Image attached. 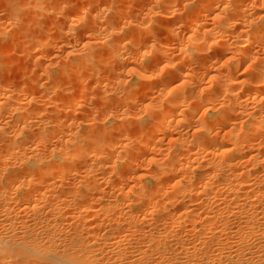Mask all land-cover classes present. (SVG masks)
Wrapping results in <instances>:
<instances>
[{
    "label": "bare ground",
    "instance_id": "1",
    "mask_svg": "<svg viewBox=\"0 0 264 264\" xmlns=\"http://www.w3.org/2000/svg\"><path fill=\"white\" fill-rule=\"evenodd\" d=\"M42 1L45 2V0ZM105 1V3L104 1L102 3L100 0L101 3L97 1L96 4H93L90 1L92 3L89 4L90 6L84 3L85 6L87 5L86 7H82L83 4H81L82 6H79V8L81 7L80 9L78 8L79 10L76 8L78 10L76 13H73L74 11L72 9L74 6H72L73 8H71V10L73 12L71 11L70 13H73L74 15L72 16V14H70L72 16H70V19L68 17L69 15H66L67 18L63 17L65 16L64 13H66V10H64L66 7L63 8V3H58V1L56 6L61 4V7L59 6L58 10H56V8H54L55 6H53V8L51 7L52 10L55 9L56 11L50 9L52 13L51 11H49L50 13H47L48 16L49 14H52L51 18L54 19L52 23H50L48 18L47 21L50 23V26L48 25L49 28L46 27L47 30L43 28L45 29V35L43 34L44 37L42 36L41 43H38V41L31 39L30 37L31 40H25L28 44L24 45L22 50L24 53L27 52L25 53L27 55L31 52H37V50L41 53L48 51L49 48H51V39L56 33H54V29L56 30V28L59 27L58 25H61L59 23L60 21L63 24L68 23L66 26L69 25L70 21H75L79 29H81L80 27L85 29L83 26H91L89 29H92L93 36H91L94 37V43H84L83 45L89 46L87 49L86 47H83V50H81L78 45L75 49L71 48V51H68V54L70 53L72 55L73 53L75 57L72 56L74 59L72 60L73 63H69L71 64V67L69 65L67 66H69V69L73 72L75 71L74 73L78 71L80 74V76H78L81 79H79L80 81L78 84H80V82L85 83L87 80L93 79L92 77L96 76L94 72H96L97 68H100L99 66L103 67L102 64H109L106 65L107 67L104 65L107 70L110 64V68L115 64V67L111 68L113 71H106L108 73L106 75L113 74L108 76L111 79H108L106 75L104 79L100 78V76H96V78L98 77L96 81L101 84L99 86L97 84V89H101V97L102 100L105 101L103 103H115V107L117 108L112 107L113 113L110 112L114 115V119L118 117L119 122L116 121V123H113L112 125L108 123L110 126H104L105 128L103 127L104 129L99 130V133L95 131L97 134L96 136H93L91 131H93L92 129L94 127L98 130L99 124L96 125L95 122H93L94 120L92 121L91 106L90 113L86 112L87 116L88 114L91 116L89 117L90 119L87 117L89 119V122L87 123L88 127L85 125L87 127L86 129L89 130L87 131L89 132L88 135H86L87 132H84L85 134H83L78 126L80 124L73 121L74 118L73 120L71 119L72 121L68 120V118L66 119V111L67 117L71 116V114H78L77 109L79 108V105H81L83 98H77L79 92H76L77 90L75 88L77 87H75V90H73L78 96L72 97V99L74 97L77 98L76 100L74 99V101L71 100L73 104H70L71 101L68 105L58 103L59 99L57 98L60 97H56L54 93H56L57 90L59 95L61 93L59 88L55 85L60 84L58 86L61 87V82L65 84V82L62 81L65 79H62V77L71 72L68 70L69 72L65 73L66 70L63 67V69H60L62 65L58 67L63 73L62 77L57 69V75L56 73H53L56 77L59 75V80L55 77L58 81H60V78L62 79L59 83L56 81L57 84H52L53 81L55 82V78L52 74L53 69L49 68V70L51 69L50 72H52H48V77L46 78L49 80L53 79V81L50 82L51 84L48 82L50 87L44 86V88L46 87V91H44L46 94V100H44L45 102L41 100V106L36 105L38 108L40 107L38 113L33 109L30 111V104L28 106L27 102H25L26 99H24V97H26V92L23 94V92L26 91L25 89H20L17 91L18 96H14L17 93L16 91H13L14 93L12 95V88L8 91L9 89H7V86L9 82H7V80H5V86L0 84V264H243L245 262H247L246 264H253L251 261L253 260L254 262V259H252L254 256L251 257L248 254V250L249 248H252L251 244H253V238H257L258 234H261L262 237V232L264 231V229L263 231L258 229L260 226L256 230V227L259 225L258 223L264 219V201L263 199H260L264 196V193L262 195L261 192L258 193L256 190L255 193H258L256 195L253 193V190L251 196L246 202L248 203L247 208H241L239 201L242 200L240 198L243 197L241 196L243 195L242 190H247V188H251L252 190L253 188H260L261 185H264V52L262 55L260 54V49H262L260 46L262 45V47H264V0H251V3L248 4L243 3L244 1L242 2V0H143L141 2L142 4L138 6L133 3L134 0L131 2L123 0V2H121L118 0L117 2L119 3H117V8L118 6L121 7L123 5L121 9H124L126 8L124 6H127L128 3H130L127 10H129V7L137 9H134L135 11L133 10V13L132 9H130L131 11L129 10L132 15H129L127 10L125 15L122 11L118 12L119 9L117 8L116 10H112L113 5L115 4L112 1L115 0ZM35 2L37 3V1H34V3ZM39 2L41 1L39 0ZM47 2L49 1L47 0ZM47 2H42V4H45L48 9L50 4L47 6ZM137 2L138 1H136V3ZM38 3L37 5L39 7L36 5L35 7L41 9L40 5L42 6V4L40 3L39 5ZM69 3L67 5H69ZM33 6L34 5H32V7ZM41 11L43 12V10ZM115 16H118L116 23L112 19ZM58 17H63L64 21H67V19L69 20L64 22L63 19H59ZM47 21L45 24H48ZM5 22H8V20H0V40L2 42L4 41V43L5 40L9 38L8 36L12 35V33H8L11 31H2L1 27L6 24ZM73 26L75 27V25H72V29L74 28ZM124 27H127L128 29ZM2 28L4 29V26ZM13 28H15V26ZM160 28H163L164 32L166 31L162 41H165L167 38L174 40L175 37L178 40V37H180L178 35L179 30L180 32L185 31L183 32L185 33L183 38L181 37L182 40L179 39L180 41L178 40V42H175L176 44L174 43L175 47L173 48L178 49V53L175 51L177 54H173L171 52L172 48L165 47V43L163 44V42H161L160 37L158 36ZM69 30H71V28H69ZM84 32L89 33V30H84ZM119 33H121V36H117ZM156 34L159 38L155 37ZM57 35H60V33H57ZM65 35L68 34L66 33ZM73 35L75 37L77 36L75 34ZM12 36L10 37L15 39ZM61 38H65V36ZM127 42L132 45V47H130L132 49H127ZM6 46L5 54L7 51H13L14 48L12 46L8 47V49L11 48L9 50H7ZM19 48L20 47H18V52L20 50ZM78 48L79 50H77ZM0 49L3 48L0 47ZM15 49L17 50V48ZM146 53H149L148 55L151 58L150 62L148 61L149 63L147 62L148 64L144 66L139 63L141 66L137 67L136 76L140 82L143 81L141 83H145V87H147L146 91H149V93L151 91L148 90L150 79L152 80L150 83L151 86H149L151 89L157 88V86L161 85L158 83L160 80L154 81L153 78H159L162 74L161 71H164V73L166 72L168 78L173 81L178 80L181 77L188 78L191 72H193L191 68L193 65H191L192 61L198 60L200 68H204V70L203 72L200 71L201 73L198 75H196L198 72L195 73V70V74H192L196 77H190L192 81L189 80L192 82L191 85L186 87L188 81H185L186 86H184L185 88L181 86L183 88L182 90L180 89L181 87L179 88V85L175 84V86L169 88V84L167 83L170 82V80L165 81L163 87L158 89V92L161 93V97L162 95L165 96L164 98L162 97L163 99H161L160 96L156 99V92L154 93L155 96H152L156 99L153 98L155 101L151 100L150 96H148L147 99H150L151 101H147V99H145L146 97H144L146 101L140 102L138 107L136 106L134 108L147 113V117H149V119L151 118V123L155 124H153V130H148L149 128H147V124H143L146 121L142 122L141 118L136 119V117L132 119L133 121L136 119L137 122L135 121V123L139 124L135 126L139 125L138 127H142L144 132L148 131L151 138H148V134L146 133H143L142 136L140 135L141 137L139 136L140 138L138 139H133V137L130 136L131 141L130 139L127 140L129 142L126 144V139L125 141L123 140V137H125L124 135L122 138L120 137V140H118L119 138L111 139V137H114V132H117L115 130H118L119 128V131L121 130L120 133L124 132L123 130L126 128V125L128 126L130 124L129 122L132 121V119L130 121L132 116L130 118H128V116L131 115L129 113L131 109H134L132 106L135 105L132 103L133 105L130 107L128 104L130 101L132 102L133 100H136V91L138 90L139 92V89L135 87V85L139 83V81L136 82L135 85L128 84L130 81H126L121 72H125V70L127 72H135L136 67L134 68L133 66H130V62H132V60H134V62H142L143 56ZM102 56H106V62L103 61ZM216 56H218V58ZM67 57L69 56L67 55L65 58L67 59ZM100 58L102 60L101 63H104H99ZM213 58H216L217 60L214 59V61L216 60L215 62L220 64L215 63L217 66H220L219 69L217 68V73L215 74L212 73L213 70L215 71L214 67H210L208 63L209 61L211 65L214 64L212 63ZM41 59L39 58V60ZM228 61L235 62L236 69L233 68L235 71H233L230 66H226V62ZM116 63L120 66L118 67ZM206 64L209 65L208 69ZM227 65L229 64L227 63ZM147 67L151 69L148 70L149 68ZM154 67L157 68L154 69ZM242 67L245 74L242 72L241 75L239 72H241ZM239 69L241 70L239 71ZM103 72L105 73V71ZM201 75L203 77L204 75H208L209 78L206 79L209 80L210 84L207 85V91L201 89L199 92H196L194 91V88H196L195 82L200 83V79H202ZM75 76H77V74H75ZM2 77H4V75ZM2 77L0 78L1 80ZM114 79L115 81L111 82ZM40 80L38 81L40 82ZM40 84H42V82ZM146 84H148V86H146ZM12 85H9V88L10 86L12 87ZM51 85H54L53 87H57L58 89L55 90ZM90 85L91 84H89V86ZM137 85L140 87L142 84H140V86L139 84ZM85 86V84L82 87L79 86V90L81 91L79 97L87 94L86 90L83 89ZM39 87L41 88V85ZM142 88L145 89L144 87ZM13 90L15 89L13 88ZM38 91H40V89ZM152 91L154 92L155 89ZM250 92L254 93L251 100L245 99ZM218 97H221L220 99H222V108L220 105L219 108H221V110L219 114L218 112L216 114L218 116L210 122L211 126H214L215 124L217 125V123L221 125L220 128L224 130L223 135H226L227 138V140H225L226 142L220 144L222 141L219 142L214 136L210 137L208 132L211 131L212 133L213 130H211V128L208 129L209 131L205 129L204 132H206L204 133V136H200L201 134L199 135L198 129L200 128L201 123L199 122V128L197 127L198 129H195L198 124L194 126V130L190 136L189 133L184 134L182 132V126L183 128H189L191 122L188 118L193 115L195 117V114L197 113L194 114L196 110H191V108L184 109L181 106L183 108L181 109L179 108L180 105L183 103L186 104L190 100H194L197 102L196 104L200 105V107L202 105L206 106L207 103L210 104L215 101H220ZM63 99H65L64 93ZM67 99L70 98L67 97ZM30 100L31 99H29V101ZM98 102L99 101L96 103ZM50 103L53 105L55 104L54 110L50 111L52 114L55 112L53 115L46 113L51 107ZM25 105L27 106L25 107ZM191 106L189 105V107ZM27 107L29 109H26ZM98 107H100V105ZM113 108L118 111L120 110L121 112L117 114L116 112L118 111ZM195 109H197V107H195ZM204 111L202 110V112ZM33 112L39 114V123L35 119V123L32 121L34 117ZM198 113H200V111H198ZM197 115L196 116L202 120L204 116L203 113ZM174 119L177 122H175V125H172ZM103 120L101 117L97 121L99 122ZM204 120L207 121L205 118ZM122 121H126V123H123ZM195 121L197 120L195 119ZM121 122L123 123L122 125ZM203 123L205 122L203 121ZM76 124L77 126L75 127ZM124 124H126L125 127L123 126ZM100 126L99 129L102 128ZM138 127L136 129H138ZM169 127H173V129H170L172 132L169 131L171 134H168V139L170 138V145L167 150L168 157L165 156L167 158L162 160V163L161 160L160 162L159 160L158 162L155 161L157 164L156 166L159 165V170L156 171L157 169H153L155 172H152L153 174L151 173L154 180L156 179L154 184H156V182L158 183L156 188H149L142 183L144 179L142 181L140 180L141 182H139V184L137 183L138 185H133L136 187L134 196L132 194L134 191L130 190V186L132 185L129 184L128 188H130H126L130 190L131 194L129 195H133L134 197L132 198V204L130 203L128 207L125 204H123L124 206L120 204V200L123 201L125 199L126 201V198L127 200L128 197L131 198L127 193L129 191L124 189V186H127V183L125 185L120 183L123 187L121 189L127 191V194L125 193L126 198L122 199V197H125L122 195L125 192L123 190H121L123 193H119L122 195L121 199L117 196L115 197L114 194H106L104 189V194L101 193V195L98 196L99 186L97 178L99 176L95 178L96 176L94 175V178L96 179H94V181L92 180L93 173H99L97 170H100V172H102V170L108 171L111 174L116 173L117 171L119 172L122 170L121 166L124 162H130V160L132 162L131 157H135V150L132 149H134L135 146L140 147L142 145H152L153 147L155 144L160 145L158 142L162 141V136L160 137L158 135L161 139L160 140L157 138V133L159 134V132L161 133L165 128ZM137 131L135 133H137ZM111 132H113V134L109 137ZM105 138H110V140ZM164 138L166 137H163V139ZM168 139L166 138V140ZM132 142L135 144H133V147L131 146ZM161 144L163 145L164 141L163 143L161 142ZM43 147L45 148L43 149ZM137 147H135V149ZM179 148L181 151L178 156L177 152L179 153ZM127 150L129 151L127 152ZM143 151L145 152L146 150L143 149ZM160 153H162V151ZM82 159L88 161L84 162ZM118 159L119 161L123 160V164L120 163V166H118ZM149 159L155 160L154 157H150ZM158 159L160 158L158 157ZM81 161L83 162L80 163ZM129 162L128 164L132 165ZM85 163H87V166L83 169L84 174L82 173V177L79 176L80 179L83 178V181H85L81 182L77 177L80 180V183L70 182V180L73 179L72 175L76 174L75 171L77 170V167L75 166L77 164L84 165ZM193 163H195L196 166L194 169H192L194 167L192 166ZM246 164H250V166L252 165V168H256L257 171H254L252 168L251 171L249 166V169H247ZM190 166H192V168H190ZM125 168L126 167L123 169L126 172H129L130 167L128 171ZM132 168L134 167L132 166L130 172L127 173V175L129 174L128 182L132 178L135 180L134 176L137 171H135L136 168L132 171ZM257 168H260L259 172H262L261 177H251L252 172L255 173V175L256 172L258 173ZM92 171L94 172L92 173ZM196 172H199L198 174L202 173V175L206 173L208 176L205 175V177H208V179L202 178V175L200 174L198 177L199 179L201 178V180H197V182L194 178ZM178 173L183 175L186 174L184 179H177ZM190 173L191 175H187ZM67 174L68 176H72V178L70 177L71 179H67ZM140 174L141 173H137V175H139L137 176L138 178H140ZM144 174L146 173H142V175ZM244 174H247L248 178L244 179V176H246ZM123 175L126 176V174ZM192 176H194V179H191ZM237 176H241L243 180L238 181L236 179ZM64 178H66V181H69V183L66 182V184H64ZM108 178H110L109 175ZM125 178L126 177H119L118 180L123 182L126 180ZM137 180L139 181V179ZM146 180L148 179L146 178ZM120 181H118V183ZM131 181L134 182L133 179ZM112 183L113 182L110 184ZM207 188L213 190V192L214 190L217 192L219 191V193L222 192L220 191L221 189H224L225 192L223 191L224 193L222 192V194H226V198L229 196H227L226 192L231 193L230 196L233 194L232 197L229 196L230 199L227 198V201H230L229 203L232 205L229 204L231 206L225 210V208L218 203H223L222 200L224 201L225 199H222L223 196L221 193L220 196L219 193L215 194L216 191L214 192V196L219 195L221 201H218L217 197L214 200L211 193H207L209 195L208 197L213 199L214 203H212L215 205L210 203L211 201L208 202L207 199L209 198L207 197V194H205L207 199H202L210 204L204 203V201L202 202L201 200L199 201L200 203L198 202L200 204L199 206L194 205L197 208L201 207V202L203 203L201 207L202 210L198 208L201 211H203L204 208V217H202L200 215L203 213L200 212V210H197L196 212L191 209L192 207L190 208L188 206L187 202H182L183 199L181 196H192V191L198 189L199 191H196V193L198 192L203 195L202 190H206ZM112 189H115V186ZM164 189L165 192H163ZM240 190L242 191L241 195H237ZM112 191L113 190L109 192ZM161 192L166 193L164 201H161L162 199L160 200L157 196L159 195L158 193ZM197 196L201 195L197 194ZM197 196L196 198L193 197L194 200L189 197L191 200L188 199V201L193 200V202H196ZM161 197H163V195ZM238 197L240 198L238 199ZM117 198L119 199V202L117 201ZM180 198L182 200H180ZM102 199L106 202H100ZM134 199L136 200L134 201ZM215 201H218L217 204ZM129 202L127 203L126 201V204H129ZM204 205H206V208ZM236 205L237 207L239 205L241 210L240 208H235ZM125 206L128 209H126L127 211L124 209ZM234 208L235 210L238 209L237 214H239V219L237 220L244 223L242 225L240 222L237 223V220L236 222L233 221L236 223V226L239 224L237 227L238 229L236 227H233V229L235 228L236 230L232 229L235 231L234 233L237 234L238 239H236V234L233 235L234 233H231L232 231L230 232L232 234L231 236H235L236 241H233V239L231 240L228 233V227H230L228 225L232 219L231 216L229 219L227 215L232 214ZM164 210L172 211H170V213L168 212L170 214L169 216H162V214L166 215L165 212H162ZM176 211H179V213L177 212V214ZM237 214L236 216L238 218ZM198 218L201 219L199 224L201 225L200 228H197L199 226L196 227V223L199 221ZM263 222H261V224H263ZM109 226H111V228H109ZM106 228H109L110 233L107 232L108 229L106 230ZM146 238L147 243L143 241ZM253 245L257 246V244ZM261 247L262 246L260 245V248ZM246 249L247 253L245 254L249 255L252 260L249 258L247 259L248 256H246V258L243 256L245 255L244 252ZM262 249L258 250L257 248V251H262ZM249 251L252 252V249ZM257 257H259V254ZM261 263L263 264V262ZM254 264L256 263L254 262Z\"/></svg>",
    "mask_w": 264,
    "mask_h": 264
},
{
    "label": "rangeland",
    "instance_id": "2",
    "mask_svg": "<svg viewBox=\"0 0 264 264\" xmlns=\"http://www.w3.org/2000/svg\"><path fill=\"white\" fill-rule=\"evenodd\" d=\"M34 1H37V3L39 2V0H0V20H8V22H5L6 24L5 25H3L4 26V29L1 27V29H2V31L3 30H5L6 32H8V31H11V32H8V33H12V35H9L8 33V37L10 38H6L7 40H5V43H4V41L2 42L1 40V42H0V47H2L3 49H0V72H2V69H3V72L5 73H0V78L4 75V77H2V80L0 79V84H2V85H4L5 84V80H7V82H9L8 83V88L7 89H9L8 91H10V89H11V93H12V95H13V91H16V93L17 94H15L14 96H18V92L17 91H19L20 89H25L26 91H22L23 92V94L25 93V96L27 97H24V99H26L25 100V102H27V104H28V106H29V104H30V106H31V109H30V111H32V109L33 110H35L36 111V113H38V109L40 108H38L36 105H40L41 106V103H42V101L43 102H45L44 100H46V94H45V92L44 91H46V87H50V82L51 81H53V79H48V78H46V77H48V72H50V70H49V68H52L53 69V72H52V74L54 73H56L57 71H59L58 73L60 74V76L62 77L63 76V73L61 72V70H59V66L60 65H62L61 67H60V69H65L66 71H65V73H68L69 71H71V72H69L67 75L65 74V76H67V77H65V76H63L62 77V79H65V80H62L61 78H60V81L62 80V81H64L65 82V84H63V82H61V87H59L58 85H60V84H57L56 83V81H58L59 80V78H58V76L56 77V75H57V73H56V75H54L53 74V76H54V78H55V82L53 81L52 82V84L53 83H55V84H57V85H55V86H57L58 88H59V91H60V95L58 94V88L56 87V88H54L52 85V87L55 89V90H57L56 91V93H54L55 95H56V97H60V98H57V99H59L58 100V103L59 104H65V105H68L69 104V102L71 101V100H73L74 101V99L76 100L77 98L79 99H81V98H83V99H85V100H83L82 99V103H81V105H79V108L77 109L78 111V114L76 113L75 115H72L71 114V116H69V117H67V111L65 112V115H66V119L68 118V120H70V121H72L73 120V118H74V122H78L77 124H80V125H78L79 127H80V129H81V131L83 132V134H85L87 131H89V130H87L86 128L88 127L87 126V123L89 122V117H91L90 116V114H88V116H87V113L86 112H88V113H90V109H91V107H92V113H91V115H92V121L93 122H95V124L97 125V124H99V126L100 127H102V128H100L99 129V126H98V130H97V128L96 127H94L92 130L93 131H91L92 132V134H93V136H96V132L95 131H97L98 133H99V130H101V129H104L105 127H108V126H110V125H112L113 123H116V121L117 122H119V120H118V117L117 118H115L114 119V115L112 114L113 113V111H112V107H114V108H117V107H115L116 105H115V103H113V102H106V103H103V102H105V101H103L102 100V95H101V89L99 90V89H97V84H98V86L99 85H101L100 83H98L97 81H96V79L100 76V78H102V79H104L106 76L108 77L109 75L111 76V75H113L112 73L111 74H109V75H106V74H108L107 72L108 71H110L111 70V68L112 67H115L114 65H113V63H112V67L110 68V66H111V64H110V66H108V70H107V66L106 65H109V64H106V63H104V62H106V56H102L103 57V61L104 62H102V63H104V64H102L101 63V58H100V62H99V60H98V62L99 63H101L102 64V66L103 67H101V66H99L100 68H97V70H96V72H94L95 74H96V76H98L97 78H96V76L95 77H92L93 79H89V80H87L85 83H81L80 82V84H78L79 83V81L81 80L80 78H79V76H80V74L78 73V71L76 72V73H74L71 69H69V66L71 65V64H69V63H73L72 62V60H74L73 59V57H75V55H73V53H72V55L69 53L68 54V51L70 52L71 50V48H73V49H75V48H77L78 46H79V48L81 49V50H83V47H86V49H87V47L89 46H86V45H83L84 43H94V37H92L93 35H92V29H89V28H91V26L89 27V25H87V27L86 26H83V27H85V29H83L82 27H80L81 29H79V27L77 26V24H76V22L74 21H70L69 22V25H67V26H69V27H67L66 26V24H68V23H62L59 19H63V21H64V18L63 17H65V18H67L66 17V15L69 17V19H70V14H72V16L74 15L73 13H76V12H78V10L81 8H79V6H82L81 4H83V6L82 7H86L87 5H89L91 2L93 3V4H96L97 3V1L98 2H100V0H94V1H92V0H48L49 2H47V0H45V2H47V6H48V4H50L49 6V8L47 9V7L45 6V4H42V2L43 3H45L44 1H42V0H40L41 2H39L38 4L40 5V3L42 4V6H43V8H42V6L40 5V7H41V9L39 8H36L35 7V5L36 6H38L37 5V3L35 2L34 3ZM53 1V2H52ZM59 1V2H58ZM63 1V2H62ZM66 1V2H65ZM67 1H68V3H69V5H67L68 3H67ZM78 1V2H77ZM85 1V2H84ZM91 1V2H90ZM102 1V3H103V1H104V3L106 2L105 0H101ZM118 0H115V1H112V2H114L113 4V8H112V10L114 9V10H116V8H117V3H119V2H117ZM121 2H123V1H126V2H131V1H133V0H130V1H128V0H120ZM136 1H138L137 3H136ZM143 0H134L133 1V3L134 4H136V6H138V5H140V4H142L141 2H142ZM146 1V0H145ZM244 1V2H243ZM251 0H242V2L243 3H251L250 2ZM63 3V8H65L64 10H66L65 12L66 13H64L65 14V16H63V17H61V18H59L58 20L60 21L59 23L61 24V25H58L59 27L58 28H56V30L54 29V36L56 37H54L53 36V38L51 39V42H50V47L51 48H49V50L48 51H46L45 53H41L39 50H37V52L35 51V52H31L32 53V55H31V53H28V55L27 54H25V53H27V52H25L24 53V51L22 50L23 48V46L24 45H26V44H28V42H26L25 40H29L30 39V37H31V39H34V40H36V41H38V43L40 42V41H42V38L44 37V35H45V29L47 30V28H49V26H50V23H52V21H53V19L51 18V16H52V14H49V16H48V14L47 13H50L49 11H51L52 10V8H53V6H55L54 8H56V10H58V8H59V6L61 5V4H59V6L57 5L56 6V3ZM87 2V3H86ZM125 2V3H126ZM57 3V4H58ZM74 3V4H73ZM87 4L86 6H85V4ZM91 3V4H92ZM101 3V2H100ZM124 3V4H125ZM30 4V5H29ZM66 4V5H65ZM78 4V5H77ZM80 4V5H79ZM130 3H128V5L126 6H124V7H126V8H124V9H121V7H123V5L120 7V6H118V8L117 9H119L118 10V12L119 11H122V12H124V15H125V12H126V10H127V7L128 6H130L129 5ZM32 5H34L33 7H32ZM119 5V4H118ZM72 6H74V8L72 7ZM90 6V5H89ZM39 7V6H38ZM52 7V8H51ZM61 7V6H60ZM92 7V6H91ZM45 8V9H44ZM70 8V9H69ZM71 8H73L72 10L74 11H72L71 10ZM78 10H77V9ZM51 9V10H50ZM129 10L130 9H132V13H133V10L135 9H133V8H131V7H129L128 8ZM40 10V11H39ZM41 10H43V12L41 11ZM48 12H47V11ZM53 10H55V9H53ZM52 10V11H53ZM55 10V11H56ZM124 10V11H123ZM129 10H127L128 12V14L129 15H132L131 13H130V11ZM135 10H137V9H135ZM134 10V11H135ZM39 11V12H38ZM46 11V12H45ZM52 11H51V13H52ZM73 12V13H70V12ZM38 12V13H37ZM115 12V11H114ZM127 15V14H126ZM71 16V17H72ZM20 17V18H19ZM36 17H39V18H36ZM45 17V18H44ZM118 16H115L114 18H112L113 20H114V22L116 23V19H118L117 18ZM3 18V19H2ZM48 18H49V22L47 21L48 20ZM16 19V20H15ZM36 19V20H35ZM37 19H38V23H37ZM52 19V20H51ZM69 19H67V21L69 20ZM11 22H10V21ZM41 22H40V21ZM72 20H74V19H72ZM13 21V22H12ZM14 21H15V23H14ZM17 21V22H16ZM45 21V22H44ZM46 21L48 22V24H45L46 23ZM67 21H64V22H67ZM118 21V20H117ZM10 25H9V24ZM39 23H40V25H39ZM58 23V24H59ZM71 23H73V24H71ZM12 24V25H11ZM15 24V25H14ZM16 24H18V25H16ZM38 24V25H37ZM43 24H45V25H43ZM63 24V25H62ZM71 24V25H70ZM36 25V26H35ZM49 25V26H48ZM72 25H75V27L72 29ZM9 26H12V27H9ZM15 26V28H13ZM21 26H22V29H21ZM30 26V27H29ZM6 27V28H5ZM10 29H9V28ZM26 27V28H25ZM47 27V28H46ZM17 28V29H16ZM43 28H45V29H43ZM69 28H71V30H69ZM77 28V29H76ZM86 28H88V29H86ZM124 28H126V29H128L127 27H124ZM124 28H123V31H124ZM7 29V30H6ZM9 29V30H8ZM25 29H26V31H25ZM29 29V30H28ZM125 29V30H126ZM19 30H20V32H19ZM21 30H22V32H21ZM67 30H68V32H67ZM76 30V31H75ZM84 30L86 31V30H89V33L87 34L86 32H84ZM17 31V32H16ZM25 31V32H24ZM70 31V32H69ZM74 31H75V33H74ZM81 31V32H80ZM91 31V32H90ZM16 32V33H15ZM38 32H41L42 33V35H41V33H38ZM83 32V33H82ZM126 32H127V30H126ZM166 32V31H165ZM165 32H164V30H163V28H160V31L157 33L158 34V36L160 37V40H161V42H163V44L165 45V47H167V48H172V50H171V52L174 54V53H178V49H176V48H173V47H175V42L177 41L178 42V40L179 39H181V37L183 38V35L185 34V33H183V32H185V31H183V32H180V30H179V32H178V35L180 36V37H178V40H177V38L175 37L174 38V40L173 39H165V37H164V39H165V41L163 40L162 41V39H163V36H165L164 34H165ZM23 33V34H22ZM33 33V34H32ZM57 33L59 34L60 33V35H57ZM65 33H67L68 35H63V34ZM77 33V34H76ZM20 34V35H19ZM34 34H38V35H34ZM44 34V35H43ZM73 34H75V35H77L76 37L73 35ZM83 34V35H82ZM157 34H156V38L158 37L157 36ZM19 35V36H18ZM24 35V36H23ZM31 35V36H30ZM62 35V36H61ZM82 35V36H81ZM92 35V36H91ZM10 36H12L13 38H15V39H12ZM17 36V37H16ZM20 36H21V38H20ZM29 38H28V37ZM38 36V37H37ZM43 36V37H42ZM58 36V37H57ZM65 36V38H61V37H64ZM72 36V37H71ZM78 36H79V39H78ZM84 36V37H83ZM88 36V37H87ZM117 36H121V33H119ZM67 37H69V38H67ZM86 37V38H85ZM158 37V38H159ZM38 38V39H37ZM74 39V40H71V39ZM83 38V39H82ZM16 39H18V40H16ZM30 39V40H31ZM55 39H56V41H55ZM63 39V40H62ZM69 39V40H68ZM87 39H88V41H87ZM93 39V40H92ZM15 40V41H14ZM54 40V41H53ZM67 40H68V43H67ZM79 40V41H78ZM81 40H82V42H81ZM92 40V41H91ZM182 40V39H181ZM10 41V42H9ZM53 41V42H52ZM63 41V42H62ZM72 41V42H71ZM73 41H75V42H73ZM84 41V42H83ZM87 41V42H86ZM180 41V40H179ZM7 42V43H6ZM14 42V43H13ZM17 43H19V44H17ZM41 43V42H40ZM58 43V44H57ZM78 43V44H77ZM175 43V44H174ZM5 44V45H4ZM7 44H9V45H7ZM54 44V45H53ZM62 44H65V45H62ZM7 45V46H6ZM15 45V46H14ZM67 45V46H66ZM69 45V46H68ZM75 45V46H74ZM78 45V46H77ZM173 45V46H172ZM264 45V44H263ZM4 46V47H3ZM5 46L7 47V50H9V49H11V48H9L8 49V47L9 46H12L13 48V51L12 50H10V51H12V52H8L7 51V53L5 54V51H6V49H5ZM57 48H56V47ZM73 46V47H72ZM81 46V47H80ZM90 46H92V45H90ZM170 46V47H169ZM18 47H20L19 49V52H18ZM129 47V48H128ZM130 47H132V45L129 43V42H127V49H132V48H130ZM253 47H254V44H253ZM15 48H17V50L15 49ZM68 48H69V50H68ZM79 48L77 49V50H79ZM260 48H262V49H260V54L262 55L263 54V52H264V47H262V45L260 46ZM38 49V48H37ZM15 50V51H14ZM23 52H22V51ZM64 51V52H62V51ZM67 50V51H66ZM174 50V51H173ZM21 51V52H20ZM38 51H39V53H38ZM176 51V52H175ZM48 52V53H47ZM65 52H67V53H65ZM8 53H9V55H8ZM19 53H20V56H19ZM23 53H24V55H23ZM42 55H41V54ZM176 53V54H177ZM39 54V55H38ZM43 54H44V57H43ZM62 54V55H61ZM149 53H146L144 56H143V60H142V62L143 63H145V64H143L142 62H134V60H132V62H130V66H133L134 68H135V72H127L126 70H125V72L127 73H125V72H121L124 76V78H125V80L126 81H130V82H128V84H136V82H138L139 81V83H137V84H139V86H140V84H142L141 86L142 87H144L145 89H143L141 86L140 87H138V85L136 84L135 85V87H137L138 89H139V92H138V90L136 91L137 92V97H136V100H133L132 102L130 101L129 102V106L131 107V105H135V106H132L133 108L134 107H138V104L140 103V102H144V101H146L145 99H147L148 98V96H150V99L151 100H154L155 98L154 97H152L153 95L155 96V92H156V99H158L159 98V96H160V98L161 99H163L165 96H163L162 95V97H161V93L160 92H158V89H160V88H162L163 87V84H164V82L165 81H167V80H170L169 78H168V76H167V74H166V72L164 73V71H161L162 72V74H161V76L158 78V77H153L154 78V81L155 80H157V81H163V82H158L159 84H161V85H159V86H157V88H150L149 86H151L150 85V83H151V79H150V82L148 83L149 84V86H148V84H146V86H148V90H151L150 91V93H149V91H146L147 90V87H145V83L143 84V83H141V82H143V81H141L140 82V80L139 79H137L138 77L136 76L137 74H136V71H137V67H140L141 65H146V64H148L149 62H150V57H149V55H148ZM2 55H4V56H2ZM37 55V56H36ZM68 55L69 57H67V59L65 58L66 56ZM104 55V54H103ZM106 55V54H105ZM25 56V57H24ZM47 56V57H46ZM57 56V57H56ZM64 56V57H63ZM73 56V57H72ZM35 57H37V58H35ZM217 58H218V56H216ZM35 58V59H34ZM39 58L41 59V58H43V59H41V60H39ZM52 58V59H51ZM56 58V59H55ZM50 59V60H49ZM66 59V60H65ZM69 59V60H68ZM214 59H216V58H213V62L212 63H214V64H210V62L208 61V63H209V65H210V67H214V69H215V71L213 70L212 71V73L213 74H215V73H217L216 71H217V68L219 69L220 68V64L218 63V62H215L214 61ZM35 60V61H34ZM52 60V61H51ZM54 60V61H53ZM57 60V61H56ZM71 60V61H70ZM223 60H224V58H223ZM34 61V62H33ZM149 61V62H148ZM35 62H38V63H35ZM44 62V63H43ZM51 62H54V63H51ZM58 64H57V63ZM65 62H67V63H65ZM148 62V63H147ZM220 62V61H219ZM35 63V64H34ZM61 63H63V64H66V65H63V64H61ZM132 63H134L135 64V66H134V64H132ZM139 63H141V65H139ZM198 63V60H195V61H192L191 62V68H192V71L193 72H191V74L188 76V78L187 77H181L180 79H178V80H173V81H171L170 80V82H168L167 84H169L168 85V87L170 88L171 86H175V85H179V88L182 86V87H184V86H186V87H188V86H190L191 85V83L192 82H190V81H192V79H190V77L191 78H194V77H196V76H194L193 74H195V73H197L196 75H198L199 73H201V72H203V70H204V68L203 69H201L200 68V66H199V63ZM215 63H217V64H219L218 66H217V64H215ZM227 63L229 64V65H227ZM2 64V65H1ZM47 64V65H46ZM57 64V65H56ZM117 65H118V63H116ZM52 65V66H51ZM67 65H69V66H67ZM100 65V64H99ZM106 67H105V66ZM137 65H139V66H137ZM198 65V66H197ZM207 65V69L209 68V65L208 64H206ZM66 66V67H65ZM120 65H118V67H119ZM160 66V65H159ZM159 66H157V67H159ZM226 66L228 67V66H230V68L233 70V68L234 69H236V66H235V62L234 61H228V62H226ZM235 66V67H234ZM63 67V68H62ZM71 67V66H70ZM157 67H154V69L155 68H157ZM212 67V68H213ZM103 68H106V69H103ZM147 68H149V67H147ZM147 68H143V69H147ZM197 68H199V69H197ZM241 68V67H240ZM6 69V70H5ZM49 71H48V70ZM56 69H57V71H56ZM102 69V70H101ZM142 69V70H143ZM151 68H149L148 70H150ZM44 70H45V73H44ZM69 70V71H68ZM99 70V71H98ZM195 70H196V72H195ZM241 69H239V71H240ZM103 71H105V73L103 72ZM107 71V72H106ZM111 71H113V70H111ZM201 71V72H200ZM233 71H235V70H233ZM238 71V72H239ZM33 72V73H32ZM34 72H35V74H34ZM50 72V73H51ZM160 72V73H161ZM195 72V73H194ZM242 72H243V74H245L244 73V71H243V67H242V70H241V72H239L241 75H242ZM120 73V74H121ZM133 73H135V74H133ZM164 73V74H163ZM193 73V74H192ZM3 74V75H2ZM7 74V75H6ZM10 74V75H9ZM34 74V75H33ZM75 74H77V76H75ZM2 75V76H1ZM15 75V76H14ZM21 75H22V77H21ZM79 75V76H78ZM106 75V76H105ZM163 75V76H162ZM192 75V76H191ZM9 76V77H8ZM26 76V77H25ZM31 77V79H30V77ZM36 76H37V78H36ZM102 76V77H101ZM166 76H167V78H166ZM202 76V75H201ZM23 78V79H21V78ZM29 77V78H28ZM34 77V78H33ZM39 77V78H38ZM45 77V78H44ZM65 77V78H64ZM78 77V78H77ZM205 77V78H204ZM204 77L202 76V79H200V83L198 82V83H196L195 82V84H196V86H195V84H194V86L196 87V88H194L195 90L194 91H196V92H199V90H201V89H204L205 91H207V85H209L210 83H209V80H207L206 78H209L208 77V75H204ZM28 78V79H27ZM37 80H36V79ZM44 78V79H43ZM110 77H108V79H109ZM127 78V79H126ZM161 78V79H160ZM164 80H163V79ZM4 79V80H3ZM41 79V80H40ZM46 79H48V80H46ZM69 79V80H68ZM80 79V80H79ZM95 79V80H94ZM111 79V78H110ZM112 79H113V77H112ZM207 81H206V80ZM13 80V81H12ZM19 80H21V81H19ZM24 80V81H23ZM31 80V81H30ZM38 80H40V82L38 81ZM78 80V81H77ZM135 80H137V81H135ZM190 80V81H189ZM25 82V83H23V82ZM33 81V82H32ZM35 81V82H34ZM46 81V82H45ZM60 81H58V83L60 82ZM71 81V82H70ZM96 81V82H95ZM115 81V79L114 80H112L111 82H114ZM145 81V80H144ZM178 81V82H177ZM184 81V82H183ZM188 83V84H186V82ZM15 82V83H14ZM17 82V83H16ZM37 82V83H36ZM42 82V84H40ZM50 84H49V83ZM72 82H74V83H72ZM88 82H89V84H91L90 86H89V84H88ZM146 82V81H145ZM175 82V83H174ZM47 83V84H46ZM70 83V84H69ZM178 83V84H177ZM206 83V84H205ZM7 84V83H6ZM13 84V85H12ZM44 84V85H43ZM49 84V85H48ZM71 84H73V85H71ZM76 84V85H75ZM77 84H78V86H77ZM83 84V85H82ZM84 84L86 85L85 87H86V89H85V87L83 88L84 90H86V93L87 94H84L83 96H81V97H79L80 96V90H79V86H84ZM172 84V85H171ZM175 84V85H174ZM186 84V85H185ZM9 85H12V87L10 86V88H9ZM41 85V88L39 87ZM5 86V85H4ZM36 86H38V87H36ZM44 86H46L45 88H44ZM73 88H72V87ZM88 86V87H87ZM96 86V87H95ZM24 87V88H23ZM75 87H77V88H75ZM91 87H92V89H91ZM180 88L181 90L183 89V88ZM13 88L15 89V90H13ZM65 88V89H64ZM77 90L76 92L79 94V96H78V94L74 91L75 89ZM101 88V87H100ZM136 88V89H137ZM142 88V89H141ZM185 88V87H184ZM6 89V90H7ZM40 89V91H38V90ZM61 89H62V91H61ZM74 89V90H73ZM81 89V88H80ZM90 89V90H89ZM153 89H155V91L153 92L152 90ZM157 89V90H156ZM92 90V91H91ZM99 90V91H98ZM141 90V91H140ZM43 91V92H42ZM74 91V92H73ZM89 91V92H88ZM98 93H97V92ZM72 92V93H71ZM91 92V93H90ZM144 92V93H143ZM147 94H146V93ZM157 92H158V94H157ZM20 93V92H19ZM63 93H64V98L65 99H63ZM70 93V94H69ZM74 93V94H73ZM45 94V95H44ZM67 94V95H66ZM70 96H69V95ZM147 95V96H145V95ZM160 94V95H159ZM57 95H59V96H57ZM72 95V96H71ZM86 95V96H85ZM139 95V96H138ZM142 95V96H141ZM245 95H247V94H245ZM250 95H251V97H250ZM254 95V93L253 92H250L248 95H247V98H245V96H244V98L245 99H247V100H251V98H252V96ZM43 96V97H42ZM45 96V97H44ZM66 96V97H65ZM73 96H78L77 98L76 97H74L73 99H72V97ZM249 96V97H248ZM33 97V98H32ZM62 97V98H61ZM67 97H69L70 99H67ZM85 97V98H84ZM93 97V98H92ZM95 97V98H94ZM144 97H146L145 99H144ZM31 99L30 101H29V99ZM97 98H100V99H97ZM154 98V99H153ZM219 99L221 98V97H218ZM35 99V100H34ZM139 99V100H138ZM143 99V100H142ZM150 99H147V101L148 100H150ZM155 99V100H156ZM42 100V101H41ZM95 100V101H94ZM150 100V101H151ZM154 100V101H155ZM32 101V102H31ZM93 101H94V103H93ZM97 101H99L98 103H96ZM217 101H218V99H217ZM33 102H34V104H33ZM39 102V103H38ZM41 102V103H40ZM68 102V103H67ZM189 102H191V103H189ZM189 102H187L186 104H182V105H180V107L179 108H181V109H190L191 108V110H196L195 112H194V114L195 113H197V114H202L203 113V118H202V120H200L199 119V117H197L198 115L197 114H195V117H194V115L193 116H191L190 118H192V119H190V118H188L189 119V121L191 122L190 123V126H189V128L188 127H184L183 128V126H182V132L184 133V134H188L189 133V136H190V134H192V132H193V130H194V126H196L197 124H198V126H196L195 127V129L198 127L199 128V123H201V125H200V128H202V129H198V131H199V135L200 136H204V133L206 132H204V130L206 129V130H208V129H210L211 128V130H213L212 131V133H211V131H209L208 133H209V136L210 137H212V136H214L215 138H217L218 140H219V142L220 141H222L220 144H223V143H225L226 141L225 140H227V138H226V135H223L224 133V130L223 129H221L220 127H221V125L220 124H218L217 123V125L215 126H211V122L215 119V117L216 116H218V115H216L217 114V112H218V114H219V112H220V110H221V108H222V105H221V102H222V99H220V101H218V102H214V103H210V104H206V106L205 105H202L201 107H200V105L199 104H196L197 102L196 101H194V100H190ZM194 102V103H193ZM92 103V104H91ZM96 103V104H95ZM133 103V104H132ZM136 103V104H135ZM33 104V105H32ZM51 104V103H50ZM70 104H73L72 103V101H71V103ZM114 104V105H113ZM53 104H51V107L49 108V111L48 112H46V113H50V114H52V112H50V111H53L54 110V105L52 106ZM100 105V107H98ZM103 105H104V107H103ZM184 105V106H183ZM189 105L191 106V105H193V106H191V107H189ZM197 105H199V106H197ZM220 105H221V108H219L220 107ZM27 105H25V107H26ZM82 106V107H81ZM91 106V107H90ZM108 106V107H107ZM128 106V107H129ZM183 108H182V107ZM186 106V107H185ZM210 106V107H209ZM89 107V108H88ZM111 107V108H110ZM195 107H197V109H195ZM200 109H199V108ZM206 107V108H205ZM212 107H213V109H212ZM35 108V109H34ZM82 108V109H81ZM84 108V109H83ZM102 108V109H101ZM113 108V109H114ZM204 108H205V111H204ZM26 109H29L28 107L26 108ZM80 110V111H79ZM82 110V111H81ZM89 110V111H88ZM114 110H116V109H114ZM129 110V109H128ZM202 110L204 111V112H202ZM219 110V111H218ZM112 113H111V112ZM116 111H118V110H116ZM115 111V112H116ZM133 111V112H132ZM140 110H138L137 108H134V109H131V111H130V113L129 114H131V115H129L128 116V118H130L131 116V118H130V121H131V119L132 118H136V119H138V118H141V121L142 122H145V123H143L144 125L145 124H147V128H149L148 130H153V124L154 123H151L152 121H151V118L149 119V117H147L148 115H146L147 113H145V111L143 112V111H140ZM198 111H200V113H198ZM80 112V113H79ZM121 111L119 110L118 112H116L117 114L118 113H120ZM133 114H132V113ZM138 114H137V113ZM202 112V113H201ZM34 113V112H33ZM36 113H34V117H33V119H32V121H34V123L37 121L38 123H39V121L40 120H38V119H40V117L38 116L39 114H36ZM55 113V112H54ZM53 113V114H54ZM83 115H82V114ZM135 113V114H134ZM142 113V114H141ZM52 114V115H53ZM70 114V113H69ZM81 114V115H80ZM86 114V115H85ZM96 114V115H95ZM109 114V115H108ZM111 114V115H110ZM135 115V116H134ZM197 115V116H196ZM35 116H38V117H35ZM46 116H47V114H46ZM72 116H76V117H72ZM85 116V117H84ZM95 116V117H94ZM142 116H143V118H142ZM200 116V115H199ZM206 116V117H205ZM72 117V118H71ZM89 119H88V118ZM102 117V120L103 121H97L98 119H100V118ZM95 118V119H94ZM97 118V119H96ZM178 118V117H177ZM176 118V119H177ZM197 120V121H195V119ZM204 118L207 120V121H209V122H207V121H205L204 120ZM36 121H35V120ZM72 119V120H71ZM75 119H76V121H75ZM114 119V120H113ZM134 120L133 121V119H132V121L131 122H129L130 124L127 126L126 124H124L123 126L125 127V125H126V128H124L123 126V128H124V132H122V133H125V134H122V133H120V131H119V129L118 130H115V131H117V132H114V130H113V132H114V134H113V132H111L110 133V136L109 137H111L112 136V134L114 135V137H111V139L113 138H119L118 140H120V137L122 138L123 137V135L125 136V137H123V140L125 141V139H126V144L129 142V141H127V140H129L131 137L130 136H132L133 137V139H138V138H140L141 136H142V134L143 133H146V134H148V131L147 132H144V130H143V128L141 127H138V126H135V125H137V124H139V123H135V121L137 122V120ZM187 119V120H188ZM86 120V121H85ZM112 121V122H111ZM174 122L172 123V125L174 124L175 125V122H177L175 119L173 120ZM184 121V120H183ZM182 121V122H183ZM188 121V122H189ZM194 121V122H193ZM203 121L205 122V123H203ZM211 121V122H210ZM68 122V121H67ZM86 122V123H85ZM102 122V123H101ZM123 123H126V121H122ZM121 122V125L123 124ZM199 122V123H198ZM69 123V122H68ZM101 123V124H100ZM106 123V124H105ZM110 125H109V124ZM127 123H128V121H127ZM192 123H193V126H192ZM203 123V124H202ZM222 123V122H221ZM77 124L75 125V127L77 126ZM104 124V125H103ZM195 124V125H194ZM87 127H86V126ZM130 125H133V126H130ZM155 125V124H154ZM220 125V126H219ZM95 126V125H94ZM105 126V127H104ZM185 126V125H184ZM104 127V128H103ZM128 127V128H127ZM134 127H135V129H134ZM138 127V129H136ZM191 127V128H190ZM213 127H214V129H213ZM216 127V128H215ZM96 128V129H95ZM123 128H121V129H123ZM223 128V127H222ZM143 131H142V130ZM170 129H173V127H169V128H165V130L164 131H162L161 133L159 132V134L157 133V138H159L160 139V137L162 136V143H163V141H164V144L162 145L161 144V142L159 141L158 142V144H160V145H156L155 144V146H157V147H155V146H153L152 147V145H142L143 146V148H142V146H135V147H137L136 149H135V147H134V149H132V150H135V153H134V156L135 157H131V159H132V162H131V160H130V162L129 163H131L132 165H130V164H128V162H124V164H123V160L122 161H119V159L117 160L118 161V166H120V163L121 164H123L122 166H121V169L122 170H120L119 172L117 171L116 173H110V172H108V171H103L102 170V172H100V170L98 171L97 170V172H99V173H97V174H94L93 172L94 171H92V180H94L95 178H97V176H99L98 178H100V179H98L97 178V182H98V186H99V192H98V196L99 195H101V193H103L104 194V191H103V189L105 190V193L106 194H110L111 193V195L112 194H114L115 195V197L117 196L119 199H121V196L123 195V196H125V193L127 192V191H129V192H127L128 193V195L129 194H131L130 193V190H132V191H134V193L132 192V194L134 195L135 194V191H136V185H138L139 184V182H141L143 179V181H142V183H144V185H146L147 187H154V188H156L157 186V182H156V184H154L155 183V181H156V179L154 180V178L151 176L153 173L152 172H155L153 169H157L156 171H158L159 170V165L158 166H156L157 164L155 163V161L156 162H158V160H159V162H160V160H161V163H162V160H164V159H166L168 156V147H169V145H170V138L168 139V137H169V135L171 134V133H169V131L170 132H172V130H170ZM84 130V131H83ZM86 130V131H85ZM138 130V131H137ZM190 130V131H189ZM137 131V133H135ZM203 131V132H202ZM217 131H218V133H217ZM221 131V132H220ZM85 132V133H84ZM90 132V133H91ZM139 132V133H138ZM88 133L89 132H87V134L86 135H88ZM118 134L119 135V137H118V135H116V134ZM122 134V135H121ZM146 134H144V135H146ZM169 134V135H168ZM203 134V135H202ZM215 134H216V136H215ZM91 135V134H90ZM137 135V136H136ZM141 135V136H140ZM160 137H159V136ZM164 135V136H163ZM167 135V136H166ZM92 136V137H93ZM129 136V137H128ZM140 136V137H139ZM148 136V138L150 137L151 138V136H150V133L147 135ZM108 137V136H107ZM127 137H128V139H127ZM135 137H137V138H135ZM163 137H166L168 140H166V138H164L163 139ZM104 139V138H103ZM105 139H108V138H105ZM160 139V140H161ZM108 140H110V138L108 139ZM107 140V141H108ZM130 141H131V139H130ZM166 141H168V142H166ZM166 142V143H165ZM157 143V142H156ZM132 145V147H133V142L131 143ZM165 144H166V147H165ZM135 145V144H134ZM146 146V147H145ZM148 147H150V148H148ZM164 147V148H163ZM45 147H43V149H44ZM130 148V147H129ZM147 148V149H146ZM162 148V149H161ZM143 149L144 150H146L145 152L143 151ZM150 149V150H149ZM159 150V151H158ZM164 150V151H163ZM129 150H127V152H128ZM158 151V152H157ZM162 151V153H160ZM178 151H179V153L177 152V154H178V156H179V154H180V148L178 149ZM127 152H126V154H127ZM131 153H133V152H131ZM138 153H140V154H138ZM165 153V154H164ZM229 153V152H228ZM162 154V155H161ZM177 154H176V156H177ZM131 156H132V154H131ZM165 156H167V157H165ZM178 156H177V158H178ZM150 157H154V159L155 160H152V159H149ZM158 157L160 158V159H158ZM157 158V159H156ZM83 161H84V159H82ZM151 162H150V161ZM83 161H81L80 163H82ZM85 161H88V160H85ZM84 161V162H85ZM134 162V163H133ZM161 163H158V164H161ZM87 163H85L84 165L83 164H77L75 167H77V170H76V168H75V172H76V174H73L72 176H73V179L72 180H70V182H74V183H80V180H81V182L83 181V178H81L80 179V177H82V175L84 174V170L83 169H85L84 167H86L87 165H86ZM107 164H108V162H107ZM125 164H127L129 167H130V170H131V167L133 166L134 168H136V170L134 169V168H132V171L133 170H135V171H137V173H141L140 174V178H138L137 176H139V175H137V173H136V175L134 176L135 177V180H134V178H132V177H130V178H132L133 179V181L134 182H132L130 179V181L128 182V176H129V174L127 175V173H129L130 172V170H129V167L127 166V165H125ZM206 164V163H205ZM125 165V166H124ZM197 165V164H196ZM79 166V167H78ZM136 166V167H135ZM138 166V167H137ZM192 166H194L193 168H192ZM192 166H190V168H192V169H194L196 166H195V163H193L192 164ZM246 166H247V169H249L250 168V170L252 171V169L254 170V171H257L256 170V168L254 169V168H252L253 166L251 165L250 166V164H246ZM248 166H249V168H248ZM124 167H126L125 169L128 171L129 170V172H126L123 168ZM128 168V169H127ZM189 168V169H190ZM252 168V169H251ZM120 169V168H119ZM192 169H191V171H192ZM258 169V168H257ZM260 169V168H259ZM259 169H258V173L256 172V175H255V173H253L252 172V175H251V177L252 176H254V177H256V176H260L261 177V175H262V172H261V174H260V172H259ZM79 170V171H78ZM81 170V171H80ZM125 172H124V171ZM139 171V172H138ZM141 171V172H140ZM188 171H190V170H188ZM74 172V173H75ZM149 172V173H148ZM83 173V174H82ZM95 173H96V171H95ZM103 175H102V174ZM110 173V174H109ZM142 173H146V174H144V175H142ZM152 173V174H151ZM199 173V172H198ZM197 172L194 174V176H192L191 177V179H194L195 178V180L197 181H199V180H201V178L199 179V177L198 176H200V174L202 175V173H200V174H198ZM78 174V175H77ZM80 174V175H79ZM101 176H100V175ZM114 174V175H113ZM120 174H121V176H120ZM123 174H126V176H124ZM150 174V175H149ZM258 174V175H257ZM75 175V176H74ZM94 175L96 176L95 178H94ZM108 175H109V177L110 178H108ZM111 175V176H110ZM115 176V177H113V176ZM180 175H182V176H180ZM186 175V174H185ZM185 175H183V174H177V179L178 178H180V180H182V178L184 179V176ZM187 175H191V173L190 174H187ZM205 175H206V173H204L203 175H202V178H206V179H208V177H205ZM244 175H246V176H244ZM243 176H244V179L245 178H248V176H247V174H244ZM66 176V175H65ZM64 176V177H65ZM72 176H68V174H67V179H71L72 178ZM80 176V177H79ZM103 176V177H102ZM117 176V177H116ZM178 176H180V177H178ZM206 176H208V175H206ZM71 177V178H70ZM80 179H78V178ZM119 177H126L125 179V181H123V182H125V183H123V182H121L120 180H118L119 179ZM136 177H137V179H139V181L136 179ZM142 177V178H141ZM194 177V178H193ZM198 177V178H197ZM239 179H238V178ZM236 177V179L238 180V181H240V180H243V178L240 176H237ZM251 177H249V178H251ZM102 178H103V180H102ZM114 178V179H113ZM117 178V179H116ZM146 178L148 179V180H146ZM197 178V179H196ZM65 180H63V183L64 184H66V182L67 183H69V181H66L67 179L66 178H64ZM108 179V180H107ZM111 180V182H113L112 184L115 186V189H112L114 186L112 185V184H110L111 182H110V180ZM116 179V180H115ZM96 180V179H95ZM94 180V181H95ZM100 181V183H99V181ZM107 180V181H106ZM113 180V181H112ZM141 180V181H140ZM76 181H79V182H76ZM85 181V180H84ZM83 181V182H84ZM91 181V180H90ZM102 181V182H101ZM106 181V182H105ZM118 181H120L119 183H118ZM145 181V182H144ZM195 181V182H196ZM197 181V182H198ZM105 182V183H104ZM117 184H116V183ZM196 182V183H197ZM94 183V182H93ZM104 183V184H103ZM120 183H122V184H126L127 186H124V189H126L127 191H125L124 189H121V188H123L122 187V184H120ZM132 183H134V184H132ZM138 183V184H137ZM151 183V184H150ZM153 183V184H152ZM73 184V183H72ZM108 184V185H107ZM129 184L130 185H132V186H130L131 187V189L130 190H128L129 188H128V186H129ZM148 184V185H147ZM133 185H135V186H133ZM150 185H152V186H150ZM153 185H155V186H153ZM65 186V185H64ZM102 186V187H101ZM112 188H111V187ZM120 189H119V188ZM128 189H127V188ZM133 187V188H132ZM102 188V189H101ZM257 188V189H256ZM256 188H253L252 190H251V188L249 189V188H247V190L245 189V190H240L239 192H238V194L237 195H241V192H242V194L243 195H241V196H243V197H238V199L240 198V199H242V200H238L239 202H240V206H241V208H247V206H248V203H246L247 202V200H248V198L251 196V192L253 191V193H255V191L256 192H261L262 193V195H263V193L264 192H262V191H264V185H261V187L260 188H258V187H256ZM108 189H110V190H108ZM111 190H113L112 192H109V191H111ZM115 190V191H114ZM121 190H123V191H125L124 193H123V191H121ZM151 190H153V189H151ZM155 190V189H154ZM261 190V191H260ZM103 191V192H102ZM120 191V192H119ZM196 191H199V189L198 190H196ZM196 191H192L193 193V195L192 196H181L182 197V199L180 198V200H182V202H187V204H188V206L191 208V209H193V210H195L196 212H197V210H200L201 209V207H202V205H203V201H204V203H207V202H205V200H203L204 198L205 199H207V197L209 196L208 194H210L211 193V196L212 197H214V200L216 199V197H217V200L218 201H221V195L223 196L222 197V199L223 198H225L224 199V201L222 200V202L223 203H220V202H218L220 205H222L224 208H225V210H226V208H228L229 206H231L232 204L231 203H229L230 201H227V198L228 199H230V197H232V195L230 196V194L231 193H229V192H226L227 193V198L225 197L226 196V194H222V192L224 191V189H221L220 191H222V192H220L221 193V195H220V193H219V191L217 192L216 190H214V192H215V194L216 193H219V195H217V196H214V192H213V190H211V189H209V188H207L206 190L205 189H203L202 191H203V195L201 194V193H196ZM201 191V192H202ZM117 192V193H116ZM163 192H165V189L163 190ZM163 192H161V193H158L159 195H157L159 198H160V200L161 201H164L165 200V198L164 197H166V193H163ZM206 192V193H205ZM225 192V191H224ZM223 192V193H224ZM250 192V193H249ZM119 193H123L122 195L121 194H119ZM126 193V194H127ZM163 193V194H162ZM208 193V194H207ZM212 193H213V195H212ZM229 193V194H228ZM257 193V194H258ZM260 193V194H261ZM157 194V193H156ZM161 194V195H160ZM165 194V195H164ZM197 194L198 195H201V196H197ZM205 194H207V197H206V195ZM256 194V193H255ZM256 194V195H257ZM133 195H129V196H131V198L130 197H128V200H127V198H126V196L125 197H122V199L123 198H126V201H127V203L129 202V201H131V202H129V204H126V201H125V199L122 201V200H120V204H122V206H124L123 204H125V205H127V207H128V205H130V203L132 204V201H133V197L135 196H133ZM163 195V197H161ZM195 195V196H194ZM253 195V194H252ZM196 196H197V200H196V202L194 201L193 202V200H194V198L193 197H195L196 198ZM205 196V197H204ZM210 196V197H211ZM185 197V198H184ZM189 197H191V199L193 198V200L192 201H190L191 199L189 198ZM117 198V201L119 200ZM200 200H199V199ZM203 198V199H202ZM209 198V197H208ZM188 199H190L189 201H188ZM245 199V200H244ZM260 199H263V201H264V196H262ZM260 199H258V200H260ZM106 200V199H105ZM136 199H134V201H135ZM180 200H179V203H180ZM202 200V202H201V207H195L196 205H200L199 203V201H201ZM208 200V202H210V203H212L213 202V199L211 198H209V199H207ZM245 202H244V201ZM104 201V199H102L100 202H103ZM262 201V200H261ZM104 202H106V201H104ZM119 202V201H118ZM122 202V203H121ZM199 202V203H198ZM217 202L215 201V203L217 204ZM239 202H237V203H239ZM249 202V201H248ZM258 202V201H257ZM198 203V204H197ZM210 203H207V204H210ZM214 203V202H213ZM212 203V204H213ZM100 204V203H99ZM206 204V205H207ZM224 204V205H223ZM229 204H231V205H229ZM243 206H242V205ZM195 205V206H194ZM206 205H204V207L206 208ZM213 205H215V204H213ZM238 205V207H237V205H236V207L235 208H240V206ZM194 206V207H193ZM208 206V205H207ZM127 207L125 206L124 207V209H125V211H127L128 209H127ZM195 208V209H194ZM198 208H200V209H198ZM235 208H234V210H233V213L232 214H230V215H227L228 217H229V219H230V216H231V219L232 220H230V222H229V225L228 226H230V227H228V233H229V235H230V238H231V240L233 239V241H236V239H238L237 238V234L236 233H234L235 231H233V230H236L235 228L233 229V227H238L239 226V224L236 226L235 224L236 223H234L233 221H235L236 222V220L237 219H239V214H237V211H238V209H236L235 210ZM241 208H240V210H241ZM127 209V210H126ZM202 210V209H201ZM200 210V212H202L203 214L202 215H200V216H202V217H204V208H203V211H201ZM170 211H172V210H164V211H162V212H165L166 213V215L165 214H162V216L164 215V216H169L170 214ZM129 212V211H128ZM169 212V213H168ZM179 213V211H176V213ZM200 212H198V213H200ZM240 212V211H239ZM177 213V214H178ZM201 214V213H200ZM235 214V215H234ZM236 214L238 215V218H237V216H236ZM234 216V217H233ZM234 218V220H233V218ZM199 219V218H198ZM201 219H199V221H197V223H196V227L197 226H199V227H197V228H200V226L201 225H199L200 224V221ZM233 223H232V222ZM238 221V220H237ZM263 221H264V219H263ZM263 221H261V222H263ZM240 222V220L237 222V223H239ZM261 222L260 223H258L259 225L256 227V230H257V228L258 229H261V231H263V229H264V222H263V224H261ZM232 223V224H231ZM240 223H242V222H240ZM231 224V225H230ZM244 223H242V225H243ZM261 224V225H260ZM235 225V226H234ZM109 228H111V226H109ZM109 228H106V230L108 229V231L107 232H109L110 233V231H109ZM231 230H230V229ZM233 229V230H232ZM238 229V228H237ZM232 231V232H231ZM234 233L233 235H235L236 236V239H235V236H231L232 234L231 233ZM263 234H262V237H261V234H258V237H257V235H256V237L258 238H253L254 240H253V244H257V246H255V245H253V244H251L252 246V248H249V250H251L252 249V252H250L249 250H248V254L251 256V257H253L254 256V258H252V259H254V262L256 263V264H262L261 262H263V264H264V231L262 232ZM255 239H256V241H255ZM146 240H147V238L146 239H144L143 241H145V243H147L146 242ZM230 240V239H229ZM261 240H262V242H263V245H262V242H261ZM254 241H255V243H254ZM231 242V241H230ZM144 243V244H145ZM260 245L262 246L261 248H260ZM254 246V247H253ZM258 248V250L259 249H262V251H257V248ZM251 254H250V253ZM257 252H261V253H257ZM245 253H247V249L245 250V252H244V254ZM257 253V254H256ZM253 254V255H252ZM259 254V257H257V255ZM249 255H247V254H245V255H243L245 258H246V256H248L247 257V259L249 258L250 260H252L251 259V257L249 256ZM261 255V256H260ZM242 256V257H243ZM256 256V257H255ZM244 258V259H245ZM247 259H245V260H247ZM256 259H259V260H256ZM249 261V260H248ZM261 261V262H260ZM253 264H254V262H253V260L251 261ZM247 262H245V263H243V264H246Z\"/></svg>",
    "mask_w": 264,
    "mask_h": 264
}]
</instances>
